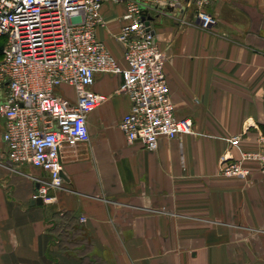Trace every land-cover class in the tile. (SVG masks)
Segmentation results:
<instances>
[{
  "label": "crops",
  "instance_id": "obj_1",
  "mask_svg": "<svg viewBox=\"0 0 264 264\" xmlns=\"http://www.w3.org/2000/svg\"><path fill=\"white\" fill-rule=\"evenodd\" d=\"M124 11L104 5L97 29L121 65ZM207 11L216 21L208 29L186 9L151 13L175 116L191 121L189 134L154 152L129 143L119 129L129 109L121 77L96 75L90 90L105 99L87 116L89 142L63 148L65 185L39 206L35 181L47 174L6 165L0 118V264L90 262L64 250L81 244L64 236L61 248L52 237L67 235L55 228L65 219L84 228V257L99 264H264V175L253 164L244 179L219 170L224 154L238 160L264 137V0H210Z\"/></svg>",
  "mask_w": 264,
  "mask_h": 264
},
{
  "label": "built area",
  "instance_id": "obj_2",
  "mask_svg": "<svg viewBox=\"0 0 264 264\" xmlns=\"http://www.w3.org/2000/svg\"><path fill=\"white\" fill-rule=\"evenodd\" d=\"M107 4L125 8L115 36L123 48L124 65L97 38V29L105 25L101 9ZM209 4L210 0H0L2 141L10 168L30 165L47 174V180L35 181L38 189L32 200L46 202L49 189L64 187L63 148L89 142L87 116L105 99L90 90L96 75L121 77L118 93L127 97L129 109L119 129L129 143L154 152L161 140L191 132V121L175 116L165 58L147 19L151 13L186 9L201 29H208L216 23L207 11ZM239 140L231 138L230 145L237 147ZM258 144L257 151L243 152L238 160L224 154L219 170L244 179L249 174L246 165L253 164L264 175V137Z\"/></svg>",
  "mask_w": 264,
  "mask_h": 264
},
{
  "label": "trees",
  "instance_id": "obj_3",
  "mask_svg": "<svg viewBox=\"0 0 264 264\" xmlns=\"http://www.w3.org/2000/svg\"><path fill=\"white\" fill-rule=\"evenodd\" d=\"M3 45H4V40L3 39H0V59L2 57V49H3ZM64 216V215H62ZM62 218H60L61 220ZM64 221V223H62L61 225H55V228L56 229H63L65 227L69 228V230H67V235L61 233H55L52 237L54 238V240H56L59 244V247L62 248V244L65 243V240L66 238L64 236H67V238H69V241H71L70 243H75V244H81V248H67V249H64V250H69V251H79L80 253V256L82 257L81 259L82 260H86L88 258V263L86 264H99L98 261H96L95 259H90L89 257H84L85 254H83V251L85 250V248H83V244L81 243L82 241H85L87 238H86V232L84 230V228L78 224V223H72L70 220L68 219H65V220H62ZM55 229V231H56ZM57 232V231H56ZM57 234V235H56Z\"/></svg>",
  "mask_w": 264,
  "mask_h": 264
},
{
  "label": "water",
  "instance_id": "obj_4",
  "mask_svg": "<svg viewBox=\"0 0 264 264\" xmlns=\"http://www.w3.org/2000/svg\"><path fill=\"white\" fill-rule=\"evenodd\" d=\"M157 17V16H156ZM153 19L154 18H148L147 20L148 21H153ZM146 24H148V22H146ZM37 189H38V185L36 184V186H35V190L37 191ZM31 204H37V205H39V206H41L42 204H43V202H42V200L40 199V198H37V199H35V200H32L31 201Z\"/></svg>",
  "mask_w": 264,
  "mask_h": 264
},
{
  "label": "rangeland",
  "instance_id": "obj_5",
  "mask_svg": "<svg viewBox=\"0 0 264 264\" xmlns=\"http://www.w3.org/2000/svg\"><path fill=\"white\" fill-rule=\"evenodd\" d=\"M68 93L71 95L72 91L71 90H68Z\"/></svg>",
  "mask_w": 264,
  "mask_h": 264
}]
</instances>
